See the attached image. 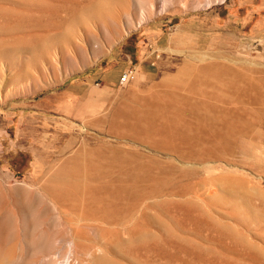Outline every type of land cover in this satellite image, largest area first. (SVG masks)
Masks as SVG:
<instances>
[{
  "label": "rangeland",
  "instance_id": "1",
  "mask_svg": "<svg viewBox=\"0 0 264 264\" xmlns=\"http://www.w3.org/2000/svg\"><path fill=\"white\" fill-rule=\"evenodd\" d=\"M7 213L17 264H264V0H0Z\"/></svg>",
  "mask_w": 264,
  "mask_h": 264
},
{
  "label": "bare ground",
  "instance_id": "2",
  "mask_svg": "<svg viewBox=\"0 0 264 264\" xmlns=\"http://www.w3.org/2000/svg\"><path fill=\"white\" fill-rule=\"evenodd\" d=\"M164 4H165V2H164ZM144 17H145L144 14L141 15L140 19H138V21L135 23V26L136 25L138 26V24H140V22L144 19ZM81 167H82V165H80L79 163H72V164H69V165H63V166L58 167L51 174L49 179L46 181V183H45V185L43 187L44 192L46 194L50 195L52 199L57 200V201L64 200V199H71V200L77 199L80 196L81 191L83 190V188L81 187L80 182L77 181V178H76L77 175L79 174L80 170H81ZM21 196H23V195H21ZM18 198H19V196H18ZM44 204H45V202H44ZM35 205H37V204L34 203V200L33 199H31V200L29 199V200L25 201L23 203V205L21 206V211L23 212V214L25 216H28L30 218V220L32 222V225H33V228L45 216L47 217V209L46 210L44 209V211L43 210L39 211V210L36 209ZM40 206L41 205H39V207ZM53 211H56V210H53ZM5 220L6 221H4V223H3L4 225H2L1 228L6 232V237H5V240H6L5 243L6 244L4 246H0V264H17L18 260L15 258L14 252H13L14 249H13L12 245L10 244V241H11L12 236H13V229H14L13 227H14V224H15L14 217H12L11 214L7 213ZM32 225H31V227H32ZM15 229H16V227H15ZM68 233L70 234V232H68ZM82 235H84V234L82 233ZM16 236H17V234H16ZM52 238L53 237H52L51 232L44 231V232L38 234L32 240H35V242H37L36 243L38 245L37 249H40V250L43 249L44 250V249H47L48 247H50L51 242H52ZM22 241H23V239H22ZM59 242H60V240H59ZM69 247H71V246H69ZM29 248H31V246ZM67 250L69 251V249H67ZM33 251H35V250H33ZM55 251L57 253V250H55ZM55 251H53V252H55ZM30 252H31V250H30ZM47 254H48V252H47ZM55 256L56 255H51L52 258L55 257ZM43 260H44V257H43ZM61 262H63V261H61ZM46 263H47V261H46Z\"/></svg>",
  "mask_w": 264,
  "mask_h": 264
},
{
  "label": "built area",
  "instance_id": "3",
  "mask_svg": "<svg viewBox=\"0 0 264 264\" xmlns=\"http://www.w3.org/2000/svg\"><path fill=\"white\" fill-rule=\"evenodd\" d=\"M134 77V69L128 68L121 76L120 83L124 84Z\"/></svg>",
  "mask_w": 264,
  "mask_h": 264
}]
</instances>
